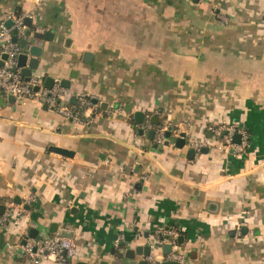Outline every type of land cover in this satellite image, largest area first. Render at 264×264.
Returning a JSON list of instances; mask_svg holds the SVG:
<instances>
[{"label": "crops", "instance_id": "obj_1", "mask_svg": "<svg viewBox=\"0 0 264 264\" xmlns=\"http://www.w3.org/2000/svg\"><path fill=\"white\" fill-rule=\"evenodd\" d=\"M10 14L32 18L19 43L43 45L39 90L47 76L70 86L54 83L65 91L56 106L0 90V206L25 209L0 223V264H31L23 244L35 230L77 248L39 264H114L139 245L151 250L137 261L177 246L183 264H264V0H0V21ZM150 18L182 54L158 59L157 39L128 37L132 20ZM229 126L247 130L244 150L220 143ZM159 228L176 233L168 252L151 246Z\"/></svg>", "mask_w": 264, "mask_h": 264}, {"label": "built area", "instance_id": "obj_2", "mask_svg": "<svg viewBox=\"0 0 264 264\" xmlns=\"http://www.w3.org/2000/svg\"><path fill=\"white\" fill-rule=\"evenodd\" d=\"M41 1V0H38ZM29 15H8L0 21V90L9 94H13L17 100L24 103L28 99L38 98L50 105H58L65 97V91L60 87L53 89H45L43 91H35L34 87L42 83V79L32 76L30 81H26L24 75L18 67L19 55L25 53L23 46L20 45L19 39L26 35L27 25L25 18ZM12 21V25L8 26L7 22ZM17 37V41H13V37ZM7 54V59L3 60L2 55ZM3 61V65H1ZM91 103L87 99L82 100V105ZM61 112L67 117L71 114L67 107L62 106ZM142 130L148 131L152 128V124L147 121L141 126ZM216 134L223 138L222 145L233 147L237 151H242L248 146L249 134L244 128L235 126L220 127L216 129ZM240 133L242 135V143L234 142V135ZM165 141V127L159 126L156 132V143L162 145ZM25 209L16 208L15 205H8L3 213H0V223H6L11 218L20 216ZM175 231L172 229L159 228L156 235L152 237L151 246L153 248L161 247L165 243L175 244ZM172 250L167 256L152 252L148 257V264H157L163 260H175L182 264L186 262V256L179 250V247ZM24 251L30 255L31 264H39L41 259L53 258L58 260L71 259L77 254L76 242L71 237L56 235L53 237L27 238L23 244Z\"/></svg>", "mask_w": 264, "mask_h": 264}, {"label": "water", "instance_id": "obj_3", "mask_svg": "<svg viewBox=\"0 0 264 264\" xmlns=\"http://www.w3.org/2000/svg\"><path fill=\"white\" fill-rule=\"evenodd\" d=\"M8 26H11L12 25V21H8ZM25 24L29 27L31 26L32 24V18L31 17H26L25 18ZM27 35H30V30H28L27 32ZM52 32L50 31H47L45 32V39L50 41L52 40L53 38L51 37L52 36ZM13 41H17V37L14 36L13 37ZM30 42L31 40H27V39H23L21 40V45H23L25 48V51L26 50H29L30 53L32 54V57L29 59L28 61V55L26 53H22L19 55V58H18V67H21L22 68V73L23 75L25 76V80L26 81H30L31 77L33 76L34 74V70L38 68V65H39V62H40V57L42 55V52H43V45H38V44H33V45H30ZM88 56V55H87ZM8 55L7 54H3L2 55V59L5 60L7 59ZM88 61V59L86 60ZM28 62V64H27ZM1 65H3V61H1ZM56 82H60V84L66 88H68L70 86V81L68 80H56L54 79L53 77H50V76H47L46 79H45V86L48 88V89H52L53 88V85L54 83ZM35 91H38L40 89V86H35L34 87ZM0 96H4V93L3 92H0ZM8 98V101L10 103H15L16 102V97L13 95V94H9L7 96ZM103 106L106 105V103H103L102 104ZM105 108V107H104ZM106 109V108H105ZM135 116L137 118V121L138 122H142L144 120V117H145V113L144 112H136L135 113ZM152 123H157L158 121V117H153L151 119ZM154 136V130H151L149 132V137L150 138H153ZM234 142L236 143H240L241 142V135L240 134H235L234 135ZM186 143V139H185V133L183 132L181 134V137L177 140V146L178 147H183ZM53 151H56L58 153H62V154H68L69 151L66 150V149H63V148H59V147H53L52 148ZM190 153L191 155L194 154V150H190ZM26 208H28V205H26ZM4 210V206H0V213H2ZM36 234L35 235H31V237L33 238H36L37 236V233L38 231H36ZM181 239H182V236H179L178 237V240L181 242ZM25 243V241H24ZM171 249V245L170 244H166L164 245V251L168 252L170 251ZM150 246L149 245H146V246H137L136 248L134 249H127V250H122L121 251V256L117 259V261H115L116 263L114 264H147V261L146 260H141V261H137L136 260V254H139V255H148L150 253ZM125 260V262H124ZM77 264H89L88 262H78ZM157 264H182L180 262H177V261H169V260H164V261H161Z\"/></svg>", "mask_w": 264, "mask_h": 264}, {"label": "rangeland", "instance_id": "obj_4", "mask_svg": "<svg viewBox=\"0 0 264 264\" xmlns=\"http://www.w3.org/2000/svg\"><path fill=\"white\" fill-rule=\"evenodd\" d=\"M119 21H121L120 18H113L112 25L118 26ZM130 24L132 25H128V27L137 29V33H131L128 35V37H130L133 42L134 39L140 41L139 45L141 47L149 45L150 40L154 41V39H157L158 44L157 46L156 44H153L152 52L154 53V55H156L158 59L170 60L172 58L174 59V57L176 58L178 54H182V52L179 51L176 47V40L172 37V35L167 33L166 27L161 23L160 20L150 18L148 19L147 23L144 22L143 24H136L135 20H132ZM132 32H134V30ZM118 36L120 37V39L122 38V35L111 33L112 39L118 38ZM128 51L132 54L135 53L134 50L128 49ZM143 56L147 57L144 53Z\"/></svg>", "mask_w": 264, "mask_h": 264}, {"label": "trees", "instance_id": "obj_5", "mask_svg": "<svg viewBox=\"0 0 264 264\" xmlns=\"http://www.w3.org/2000/svg\"><path fill=\"white\" fill-rule=\"evenodd\" d=\"M158 125H160V123Z\"/></svg>", "mask_w": 264, "mask_h": 264}]
</instances>
